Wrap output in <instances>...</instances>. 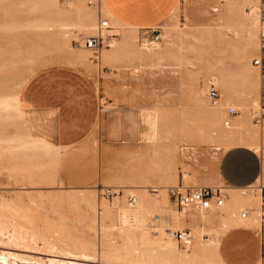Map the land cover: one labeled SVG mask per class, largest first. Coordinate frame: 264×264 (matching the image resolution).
I'll return each mask as SVG.
<instances>
[{
  "label": "rangeland",
  "instance_id": "374dc122",
  "mask_svg": "<svg viewBox=\"0 0 264 264\" xmlns=\"http://www.w3.org/2000/svg\"><path fill=\"white\" fill-rule=\"evenodd\" d=\"M55 1L70 28L58 45L34 38L30 53L28 33L45 19L44 8L31 11L19 0L0 4V96L9 95L7 104L0 105L1 245L10 248L6 236L16 229L33 237L35 248H41L42 240L36 238L43 235L89 254L90 264H219L218 247L212 248L209 241L219 239L223 226L230 225L225 215L231 213L241 222L239 213L247 208L249 222L241 223L256 230L262 245L256 264H264L260 200L253 204L249 190L225 187L229 196L245 198L235 207L228 196L223 208L210 212H180L168 193L179 180L189 186L186 174L201 155L217 156L225 149L220 134L229 130L232 116L242 112L235 94L242 73L258 79L257 104L248 95L244 111L264 152V127L251 118L264 106V0H179L155 25L160 34L155 47L141 44L142 30L137 27L111 21L100 0ZM75 1L93 11L95 26L105 19L114 31L98 59L105 51L118 54L100 68L98 55L72 42L96 30L75 28L79 18L69 12ZM245 21L254 34L250 47L240 41ZM216 50L221 52L216 55ZM218 55L223 56L221 66L215 63ZM259 57L261 65L256 66L253 60ZM220 78L227 83L226 92ZM27 84L38 96L30 108ZM211 89L215 96L209 94ZM193 92L203 96L204 107L218 109L214 130L203 109L193 103ZM98 97L107 100L105 113L95 112ZM41 104L43 114L38 112ZM27 133L43 143L26 141ZM20 137L23 143L14 145L12 140ZM104 187L117 190V195L101 197ZM187 216L197 218L201 228L191 227V244L182 248L164 230H182ZM155 217L158 234L149 227ZM215 218L220 219L218 227Z\"/></svg>",
  "mask_w": 264,
  "mask_h": 264
},
{
  "label": "bare ground",
  "instance_id": "6f19581e",
  "mask_svg": "<svg viewBox=\"0 0 264 264\" xmlns=\"http://www.w3.org/2000/svg\"><path fill=\"white\" fill-rule=\"evenodd\" d=\"M1 2H2V0H0V4H1ZM19 2L28 3L30 5L31 11L37 9L38 7H41V8L43 7L45 10L44 11V13H45L44 18L45 19L42 22L37 23V29L36 30L30 31L28 33V44H27L26 49L29 50V53H30V50L32 52L33 45H34V38H37L40 42H43V43L52 42L55 45H58L59 42L61 41V36H63L64 31L69 27L68 25H70V23H68L64 20L63 16L65 15V11L58 8L56 1L55 0H19ZM100 3H101L100 8L103 10V12L108 17H110V20L116 24H121L120 22H118L117 20H114L110 16V14L108 13V11L106 10L105 6L103 5V3L101 1H100ZM70 6H71V8H70L69 12L74 14L75 16H78V18H79L78 21L75 23L76 29H80V30H83L86 32L89 31L90 33H91V31L95 30L97 25L95 26V24H94L95 15H94L93 11L92 12L88 11L86 8H84V5L81 4L79 1H75V2L71 3ZM53 9L55 10L56 13L52 11ZM247 18H250V17H247ZM112 33H114V31ZM91 35H93V34H91ZM91 35H89V36H91ZM253 38H254V34H253V32L249 26V23H247V21L242 22L241 28H240V41L242 42V44H244L242 46H245V47L249 46L250 47V45L253 42ZM112 39H111V41H112ZM111 41H110L109 45L111 44ZM126 45H128V43H126ZM220 52H221V50H216L215 54L217 55ZM245 53H246V51H245ZM116 54H118L116 51H114V52L105 51L100 56V59H98V57H99V55H98L96 57V59L99 60L97 63V67L100 68L101 63L108 61L110 58H112ZM75 60H79V59L76 58ZM222 61H223L222 55H218L217 58L215 59L216 65L219 64L221 66ZM218 70H220V68H218ZM240 77H241L242 83L240 84V89L237 92H235V94H237V96H239L241 103H239L238 109L242 110V112L238 116H234V117L232 116L231 125L229 126V130L220 134V137H222L226 140L225 148L230 146V145L236 144V143H241V144H246L248 146H251V147L255 148V150H259V147L257 145L259 135L256 132V130L249 124L248 120L246 119V115H245V111H244V109H245L244 103H245L246 98H249L248 95H253L255 97L253 100V103L257 104V95H258V87H259L258 81H257L258 79H257V76L253 77L250 74L248 75L246 73L240 74ZM246 80H252V82L250 84H246ZM2 81H3V79H2ZM219 81L221 83L222 89L226 92L228 90L226 81L222 78H220ZM8 83H9V79H8ZM202 97H200V95L196 92L191 93V99H192L193 103L195 104V106L197 108L203 109V111L205 112V117L207 118V125L209 126V128L214 130L215 119L218 117V111H217L218 109H216V108L210 109V108L204 107L203 103H205L206 101L204 102V99ZM8 98H9L8 96H0V105L1 106L6 105L8 102ZM14 99H15V97H14ZM1 112H2L1 115H3L2 110H1ZM150 124H151L150 126L152 127L154 124L153 119L150 120ZM227 124L228 123H225V125H227ZM147 135H148V133H147ZM186 176H187V174H186ZM260 186H262V185L257 184V185L249 186V188H248V190L250 191V195L257 198V200H258L257 201L256 199H250L253 202V204H255V205L257 202L259 204ZM246 190L247 189H245V188L236 189L235 192L236 191L244 192ZM244 198L241 196L239 197L237 195H233L231 197L230 201L232 202L233 206L236 207L241 203V200ZM247 200H249V199L247 198ZM223 207H224V204L221 208H223ZM248 215H249V211H247V208H245L244 212L239 213L240 218L243 220H247V222H249V219H250L248 217ZM232 216L233 215H231V213H230V215H225V218L230 223V225L225 224V226H223V232L226 231L227 229H229L230 226L238 224V221L234 220L232 218ZM263 220H264V218H263ZM142 221H143V218H142ZM137 224H140V223H137ZM141 227H139L140 230H143L144 228L141 229ZM9 229H10V227H9ZM0 235H2V234H0ZM36 239L39 241L42 240L41 244H40L41 248H35V246H33V243H34L33 237L29 238L26 235H22V234H20V231L16 230V229H13L12 231H10V233L6 236V240L8 242L7 244L11 245L12 247L11 246H10V248L5 247V246L1 245V243H0V264H18L17 262H19V264H90L92 262V260H91L92 257L89 254H87L85 252H80V251L77 252V251L73 250V248L71 246L66 245V243L64 245H62V244H58L57 242L48 241V240H46L45 237H43V235H42V238H40V239L36 238ZM209 242H210L212 248H214V249L217 248L218 238H213ZM19 247H21V248H19ZM169 247H170V245H169ZM164 248H166V247H164ZM14 251H21L22 254L14 252ZM169 251H170V249H169ZM28 252L37 254V256H35V255L32 256L33 254H31V255L27 254ZM38 255H41V256H38ZM10 259H12L13 261L10 262ZM219 264H222V263L219 261Z\"/></svg>",
  "mask_w": 264,
  "mask_h": 264
},
{
  "label": "crops",
  "instance_id": "0c3cea01",
  "mask_svg": "<svg viewBox=\"0 0 264 264\" xmlns=\"http://www.w3.org/2000/svg\"><path fill=\"white\" fill-rule=\"evenodd\" d=\"M110 16L122 24L138 29L155 26L166 18L179 0H100ZM8 96L9 95H2ZM15 100L17 96L14 95ZM37 94L33 92L30 84L25 88V101L27 108L33 107L37 102ZM36 99V100H35ZM42 102V101H41ZM20 103V100H16ZM39 113H44V105H40ZM26 112H33L26 109ZM95 112L97 110L95 109ZM116 123V122H115ZM114 123V127H115ZM120 126V120L117 127ZM76 132L77 129H76ZM28 136V133L27 135ZM262 136V135H261ZM23 138L12 140L14 145H21ZM27 141L37 145L43 143L41 139L30 134ZM259 150L246 144L236 143L225 148L216 155L203 154L198 158L197 164L192 166L189 187L193 186H224L230 191L264 183V152L257 141ZM8 149V147H7ZM182 184V180H179ZM264 187V184L262 185ZM229 195L226 193V198ZM233 196V195H232ZM232 196H229V201ZM256 199L255 197H252ZM243 199L241 200L242 203ZM258 201V200H257ZM250 215V214H249ZM248 215V217H249ZM247 218V217H246ZM220 219L215 218V226H219ZM241 222H247L243 220ZM238 222L222 233L218 239V255L222 264H256L261 255V242L255 229ZM191 227L201 228L197 218L186 217L183 220V229L190 231Z\"/></svg>",
  "mask_w": 264,
  "mask_h": 264
},
{
  "label": "built area",
  "instance_id": "2783aa9c",
  "mask_svg": "<svg viewBox=\"0 0 264 264\" xmlns=\"http://www.w3.org/2000/svg\"><path fill=\"white\" fill-rule=\"evenodd\" d=\"M141 44L145 47H155L160 41L159 28L157 26L140 28ZM114 33L111 32V27L107 20L100 19L96 26L95 34L87 36L81 39H73L72 42L75 46H83L88 48L94 55H98L101 48L109 46ZM256 66L261 65V57L253 60ZM209 94L215 96L213 89ZM107 100L102 97L97 98L96 110L97 113L102 114L107 111ZM252 121L260 126L264 127V106H260L258 110L252 112ZM169 196L173 199V202L180 212L185 211L188 208L200 209L205 212L212 210H218L221 208L226 199V192L224 186H183L178 183L176 186L168 188ZM100 196L103 198H113L117 195V190L104 187L100 189ZM244 214V213H243ZM260 216L264 218V187L260 186ZM150 230L158 234L159 225L158 218H152L149 223ZM164 233L170 238L175 239L182 248H188L192 241L191 232L188 229L182 230H170L165 229Z\"/></svg>",
  "mask_w": 264,
  "mask_h": 264
}]
</instances>
